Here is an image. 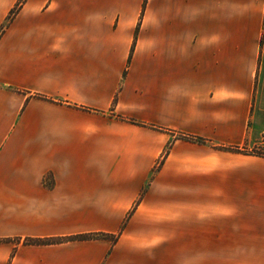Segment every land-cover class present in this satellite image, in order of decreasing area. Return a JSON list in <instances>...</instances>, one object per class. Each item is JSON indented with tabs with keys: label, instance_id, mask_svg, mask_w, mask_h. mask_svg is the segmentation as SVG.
<instances>
[{
	"label": "crops",
	"instance_id": "crops-1",
	"mask_svg": "<svg viewBox=\"0 0 264 264\" xmlns=\"http://www.w3.org/2000/svg\"><path fill=\"white\" fill-rule=\"evenodd\" d=\"M263 133L264 0H25L0 38V264H264V157L218 147ZM90 232L116 239L24 242Z\"/></svg>",
	"mask_w": 264,
	"mask_h": 264
},
{
	"label": "rangeland",
	"instance_id": "rangeland-1",
	"mask_svg": "<svg viewBox=\"0 0 264 264\" xmlns=\"http://www.w3.org/2000/svg\"><path fill=\"white\" fill-rule=\"evenodd\" d=\"M24 1L25 0H18L15 3V5L11 8V10L7 14V16L5 17V20L0 22V38L3 34V32L5 31V29L7 28V26L9 25V23L11 22V20L15 17L17 12L19 11L21 6L23 5ZM121 118H123V117H121ZM123 119H126V118H123ZM126 120H128V119H126ZM129 121H131V120H129ZM173 134L175 135L176 139L177 138L188 139V138H185L183 136V135H187V134H183V133H179V132H177V133L173 132ZM255 146H256L257 150L264 151V133L262 135H260L256 144H253V145L251 144L248 147V151L251 152L252 150H254ZM170 147H171V144H170ZM222 149H224V148H222ZM225 150L237 152V151L231 150V149H225ZM164 158H165V154H163V156H161V158H159L157 160V162L155 164V168H160L162 166ZM261 161H262L261 163L256 162L254 164H251L250 172H254V174H256V172H264L263 171L264 170V158ZM250 163H253V162H250ZM185 169L189 170L190 166H186ZM224 170H226V169H224ZM174 181H175L174 183H176V184H174L172 181H169V183L167 181H164V183L166 182L171 187H179L178 185H183L185 183V187H189L190 182H192V183L199 182V180H192V179H187V178L176 179ZM177 182H178V185H177ZM218 182L221 183L222 181L218 180ZM202 186L203 187H210L209 180L202 181ZM90 233L92 234V236H90L89 238H103V236H104L103 234H102L103 236L101 235V233H104V232H90ZM109 235H112V236H107L109 239H111V240H112V238L114 239L115 234H109Z\"/></svg>",
	"mask_w": 264,
	"mask_h": 264
},
{
	"label": "trees",
	"instance_id": "trees-1",
	"mask_svg": "<svg viewBox=\"0 0 264 264\" xmlns=\"http://www.w3.org/2000/svg\"><path fill=\"white\" fill-rule=\"evenodd\" d=\"M132 122H135L134 120H131ZM185 138L191 139V140H196L199 142H203L205 141L202 138L199 137H194V136H190V135H183ZM219 148H224V149H231V150H235L237 152H242V153H247V154H251V155H256V156H260V157H264V151H260L256 149V146L254 147L255 149L252 150L251 152L248 151V146L247 145H243V146H218ZM104 236H103V235ZM101 235L103 237L108 238L107 236H112L109 235L107 233H101ZM90 236H92L91 233H84V234H77V235H72L69 237H52V238H25L24 242L28 243V244H47V243H53V242H60L63 240H67V239H86L89 238ZM116 239V235H114V239L112 238V240L114 241Z\"/></svg>",
	"mask_w": 264,
	"mask_h": 264
}]
</instances>
